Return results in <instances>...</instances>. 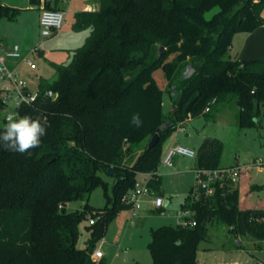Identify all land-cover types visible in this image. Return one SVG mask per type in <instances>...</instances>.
I'll return each instance as SVG.
<instances>
[{
  "label": "trees",
  "instance_id": "obj_1",
  "mask_svg": "<svg viewBox=\"0 0 264 264\" xmlns=\"http://www.w3.org/2000/svg\"><path fill=\"white\" fill-rule=\"evenodd\" d=\"M50 0H28L50 9ZM97 9L75 14L72 28L88 30L67 65L54 64L55 79L40 82L39 97L16 109L17 118H40L46 135L29 153L0 147V264H106L93 253L108 223L129 209L139 175L158 188L156 169L163 144L178 124L207 115L220 102L238 108L236 125L257 128L264 119V60L231 59L234 33L264 26V0H96ZM54 10V9H53ZM19 11L0 4V18ZM159 48L161 52L158 53ZM160 71L161 89L154 77ZM163 95L171 109L162 113ZM215 100L209 112L205 108ZM139 115L136 127L132 117ZM0 126V131L5 126ZM153 147L148 142L155 135ZM222 144L202 142L194 169L218 170ZM112 172L110 176L108 172ZM102 175L113 179L106 206L68 211L86 201ZM211 195L191 193L181 208L194 226H162L150 233L152 264H197L198 245L208 228L221 224L235 240L264 248V207H240V192L230 179L211 185ZM264 191L251 186L248 193ZM197 197V198H196ZM94 221L78 248L79 225ZM242 244L236 246L242 248Z\"/></svg>",
  "mask_w": 264,
  "mask_h": 264
},
{
  "label": "rangeland",
  "instance_id": "obj_2",
  "mask_svg": "<svg viewBox=\"0 0 264 264\" xmlns=\"http://www.w3.org/2000/svg\"><path fill=\"white\" fill-rule=\"evenodd\" d=\"M87 1L90 0L61 2L68 7L71 4L82 6ZM0 4L19 11L12 20L0 18V41L5 46L18 45L22 58L35 66L34 70L16 71V75L18 79L26 82L29 91L36 92L39 87L38 77L41 76L44 78V82L51 83L55 79L52 64L67 65L72 54L69 49L75 50L81 47L89 31H75L71 26L70 19L65 22L64 17L62 26L65 27L67 33L64 32L57 37H54L55 35L52 33L43 39L37 25L38 10L31 8L28 0H0ZM40 6L44 8L43 5ZM96 9L97 5L94 7V10ZM260 17L264 19V6L260 8ZM69 18L71 17L69 16ZM68 33L74 37L70 39ZM3 38H5V42H3ZM228 56L240 61L264 60V26L258 27L252 32L238 31L234 33ZM154 77L158 86L163 89L164 81L161 72L157 71ZM6 96L4 92H0V126L3 125L4 117L14 105L13 96L8 99L6 105L3 104L2 101ZM162 104V113L166 115L171 109L170 99L167 95H163ZM237 115L238 108L235 105L220 102L209 114L185 121L184 132L179 134L173 132V135H177L178 139H183L188 148L196 150L205 140H219L222 144L220 165L233 166L238 172L235 183L240 190L242 200H247L248 204L254 206L264 205V191L248 193L251 186H264V119L260 118V126L257 128L243 129L236 125ZM169 139L170 137L163 146ZM256 161H260V165H256ZM156 171L161 177V185L158 189L147 187L146 195L140 200V209L135 224L127 225L129 210H124L108 223L104 236L97 243L96 250L102 253L106 264H152L147 249L151 231L162 226L182 224L181 205L194 188L195 174L191 168L186 166V163L185 165H176L171 169L164 167L160 162ZM139 176L136 183L141 185L146 184L150 179L149 175H145L146 179ZM102 178L107 182L106 189L97 187L86 201L73 202L67 206V210H81L85 203L94 209H103L106 206L104 193L106 192L108 196L111 195L113 179L104 175ZM156 197L162 198V208L154 207L153 202ZM90 219V216L87 215L79 225L78 248H83L89 237L87 227H89ZM237 240L243 241L240 244L244 247L248 242L246 238ZM237 240L228 235L225 226L221 224L210 226L207 240L198 245L197 264L228 263L234 258L233 251ZM254 255L260 259L264 257V253L258 251L254 252Z\"/></svg>",
  "mask_w": 264,
  "mask_h": 264
},
{
  "label": "built area",
  "instance_id": "obj_3",
  "mask_svg": "<svg viewBox=\"0 0 264 264\" xmlns=\"http://www.w3.org/2000/svg\"><path fill=\"white\" fill-rule=\"evenodd\" d=\"M63 2L67 0H62ZM93 9L91 7H87L85 12H92ZM64 22V12L62 10H53V9H44L41 8L38 17V25L40 29V36L43 38L49 37L52 33L58 31ZM11 61H19L23 62L27 65L31 70L35 69V66L31 62H27L24 58H22L20 54V49L18 45L14 44L11 46H5L4 43L0 41V92H4L7 96L3 99V104L6 105L11 96H13L14 105L11 109L14 110V113H17L16 109L22 105L29 106L34 103L39 97H44L48 99H54L55 93L48 90L44 93H40L38 90L36 92H31L28 90L26 82L24 80L18 79L16 75V70L9 68L8 62ZM12 89V90H11ZM11 91V93H10ZM215 100H212L207 107L205 108V112H209L211 106L214 104ZM11 113L8 112L7 116L4 117V122L7 123L8 117ZM188 121V120H187ZM185 122L180 123L175 128L174 132L176 134L184 132L183 125ZM176 157H186L190 159H195L196 152L192 149L183 146V145H172L168 147V149L163 154L160 162L166 168H173L174 159ZM256 165H260V161L255 162ZM195 174V185L192 190L194 197L198 193L199 190L204 191V196H208L212 194L211 185L222 180L230 179L232 182L237 181V171L233 166L224 167L218 170H200L194 169ZM150 176V175H149ZM151 178V176H150ZM147 183L144 185L135 184L134 190L131 192L128 198L129 204V215L127 220V225L133 226L135 224V220L138 217V212L140 209V200L147 193ZM197 198V197H196ZM153 205L155 208L159 209L163 206V200L160 197L154 199ZM189 215L188 212H183V222L179 224L182 227L186 226H194L193 222H189L185 220V217ZM93 220L90 219L89 224H93ZM103 257L102 253L99 250H95L93 253V258L96 260H100Z\"/></svg>",
  "mask_w": 264,
  "mask_h": 264
},
{
  "label": "crops",
  "instance_id": "obj_4",
  "mask_svg": "<svg viewBox=\"0 0 264 264\" xmlns=\"http://www.w3.org/2000/svg\"><path fill=\"white\" fill-rule=\"evenodd\" d=\"M61 1L62 0H50L49 1V7H50V9L62 10L64 12L65 22L67 21V19H70L71 26L73 25V23L75 21V17H74L75 14L85 12V9L87 7H91L94 10V7L97 5L96 4V0H90V1L84 2L82 6H75V5L71 4L70 6L66 7L62 3L63 1L62 2ZM41 5H43V4H41ZM31 8H37L38 14H39L40 9H41V6L40 7H31ZM69 16L71 18H69ZM37 25H38V20H37ZM38 28H39V25H38ZM64 32L67 33V30H65V27L62 26L58 31H56L53 34L55 35L54 37H57V36H60L61 34H63ZM68 36H69L70 39H71V37H74L71 33H68ZM3 42H5V38H3ZM73 50L74 49H69L70 53ZM54 64H57V63H54ZM54 64H52V66ZM61 64H63V63H61ZM8 66H9V68H14L16 71L30 69V68L27 67V65L25 63L19 62V61H17V62L16 61L8 62ZM43 79L44 78L41 77V76L38 77V85L40 84V82H43ZM176 144L183 145V146L188 147L187 145H185V142H184L183 139H178V136L177 135L175 136V135L172 134L170 136V139L166 142L165 146H163V154L168 149V147H170L172 145H176ZM189 148L192 149V150H194L195 152L197 151L196 149H193L191 147H189ZM188 159H190V158H188ZM185 163H186V166H188L189 168H191L192 170H194L195 159H193L192 161H189V160L186 159V157H176L174 159V166H173V168H175L176 165H181V164H184L185 165ZM223 167H226V166H223ZM173 168H171V169H173ZM156 174L158 175L157 171H156ZM139 177H141L142 179H146V176L145 175H140ZM158 177H159V183H158V188H159L160 185H161V181H160L161 180L160 179L161 177L159 175H158ZM239 192H240V190H239ZM165 203H168V202H165ZM240 207H242V208L243 207H247V208L248 207H250V208H262V207H264V205H259V206L250 205V204H248L247 200H242L241 193H240ZM238 242H239V244L240 243H243V241H241V242L238 241ZM239 244H236V246H238ZM245 245L247 247L246 246L244 247L242 245L243 247L240 248V249H237L235 247V249L233 251L235 253L233 255L234 258L231 261H229L228 263H220V264H264V257H262L260 259V258H257L254 255V252H256V251L261 252V253H264V248H262L261 250H255V249H253L251 247V242H246ZM102 259H103V257H102Z\"/></svg>",
  "mask_w": 264,
  "mask_h": 264
},
{
  "label": "clouds",
  "instance_id": "obj_5",
  "mask_svg": "<svg viewBox=\"0 0 264 264\" xmlns=\"http://www.w3.org/2000/svg\"><path fill=\"white\" fill-rule=\"evenodd\" d=\"M132 123L140 127L142 121L139 115L132 117ZM46 135V127L40 118L24 115L16 118L13 113L8 117L2 131H0V147L6 151L29 153L41 144V138Z\"/></svg>",
  "mask_w": 264,
  "mask_h": 264
},
{
  "label": "water",
  "instance_id": "obj_6",
  "mask_svg": "<svg viewBox=\"0 0 264 264\" xmlns=\"http://www.w3.org/2000/svg\"><path fill=\"white\" fill-rule=\"evenodd\" d=\"M160 52H161V48H159L158 53H160ZM9 113L13 114V113H14V110H13V109H9ZM157 139H158V135L155 134V135L150 139V141L148 142L147 147H148V148L153 147L154 144L156 143ZM108 174L111 176V175H112V172L109 171ZM236 243L239 244L238 241H237Z\"/></svg>",
  "mask_w": 264,
  "mask_h": 264
}]
</instances>
